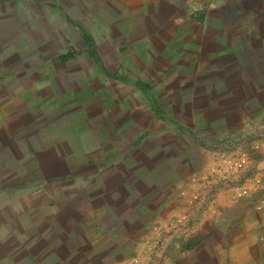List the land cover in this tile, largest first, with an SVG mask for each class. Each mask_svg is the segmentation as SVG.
I'll return each mask as SVG.
<instances>
[{
	"label": "rangeland",
	"instance_id": "374dc122",
	"mask_svg": "<svg viewBox=\"0 0 264 264\" xmlns=\"http://www.w3.org/2000/svg\"><path fill=\"white\" fill-rule=\"evenodd\" d=\"M263 172L264 0H0V264H230L188 228Z\"/></svg>",
	"mask_w": 264,
	"mask_h": 264
},
{
	"label": "crops",
	"instance_id": "0c3cea01",
	"mask_svg": "<svg viewBox=\"0 0 264 264\" xmlns=\"http://www.w3.org/2000/svg\"><path fill=\"white\" fill-rule=\"evenodd\" d=\"M210 120L212 119L210 118ZM249 132L251 131L245 130L241 131L239 134H242L241 136L243 137L249 134ZM205 138L208 139L210 137L206 136ZM212 139L215 138L211 137L210 145ZM204 146L207 147L206 145ZM198 148L199 150L197 151V153H194L195 155H202L203 157V154H208L204 157V159H207L209 155L212 156L209 149L204 148L203 146H198ZM259 151L261 152L262 150ZM184 152L187 154L189 153V151ZM214 160L215 158L213 156L211 160H209V163H211L212 167H214L213 164L216 163L213 162ZM191 161L192 160H188L187 164L185 161H182L181 164L179 163L178 165V167H180L181 169V172H179L178 181L180 185H183V183L186 181V179L188 178L186 175L188 173L195 176L201 174L205 169L203 161H197V163L193 165L191 164ZM162 163L164 167L167 168L166 163L160 162L159 164L161 165ZM153 164L155 165L156 163ZM204 173L205 172H203V174ZM183 175L186 177H184ZM262 175H264V172L262 173ZM259 178L260 177L258 176V179ZM198 179L195 180V185L197 184ZM229 179L231 180V178ZM229 179L224 180L223 184L218 183L222 186L221 189H216L217 191L215 190V187L212 191H210L212 188L208 189L209 192L203 191L201 200L204 204V209L201 213L202 221H204L203 223H199L200 221L195 222L194 219V221H191L194 225V229L190 226L188 228V234H193L192 240H194V237H196L197 235H200L202 237V240L200 239L201 241L199 240L198 242L192 241L190 242V245L186 244L185 249L189 252H194V250H196L197 248H202V246H204L207 247L205 248L207 252H210L209 254H212V251H209V247H211L212 245L209 246V244L207 245L204 243V239L209 238L220 244L221 248H223L224 250V252H220V254L223 256V259H219V263L229 262L230 264H245L246 262L242 258V253H244L245 257H250L248 264H264V210L259 209V204L263 201L264 196H262L261 198L260 196L256 198L252 195L241 196L239 192L237 193L238 189L233 188L232 185H230L231 181ZM214 180L215 179H213L212 182H214ZM232 180H237V177L236 179ZM260 180L261 184L257 185L255 189L262 191L264 189V181L261 178ZM182 194V190H179L177 191V195L175 197L177 202L181 203V208H183L182 204H184V200L186 201V198L184 199L182 197ZM166 199L167 195L164 197V200ZM164 206V204L160 205L161 208H163ZM177 212L178 210L176 211V213ZM250 215H254L251 217L258 218V220L254 222L255 224H251V217L246 221L244 220L242 222H239V219L242 216ZM182 227L183 234L178 232H176V234H180L181 237H186V227L183 224ZM179 248L183 249L184 246Z\"/></svg>",
	"mask_w": 264,
	"mask_h": 264
},
{
	"label": "built area",
	"instance_id": "2783aa9c",
	"mask_svg": "<svg viewBox=\"0 0 264 264\" xmlns=\"http://www.w3.org/2000/svg\"><path fill=\"white\" fill-rule=\"evenodd\" d=\"M246 154H242L240 157L237 158H226L224 160V170H223V174H226V176L228 177L229 175H234L235 173L239 174V176L237 175L236 177H240L241 180H246V182L249 181L250 177L246 178L245 177V166H246ZM229 178V177H228ZM248 180V181H247ZM257 183L261 184L260 179L256 178ZM221 183V179H219V181ZM241 194L243 196H248L251 193V187L250 185H243L241 186ZM259 209L264 210V199L263 201L259 204ZM148 252V251H146Z\"/></svg>",
	"mask_w": 264,
	"mask_h": 264
},
{
	"label": "trees",
	"instance_id": "16d2710c",
	"mask_svg": "<svg viewBox=\"0 0 264 264\" xmlns=\"http://www.w3.org/2000/svg\"><path fill=\"white\" fill-rule=\"evenodd\" d=\"M40 179H43V177L40 175ZM38 181V183H36L37 185H39V179H35ZM43 182H44V179H43ZM8 231V230H7ZM15 229L14 228H11L10 231H8V233H4L3 230H0V239H3V241H6V242H9L10 244L12 242H14L16 240V235H15Z\"/></svg>",
	"mask_w": 264,
	"mask_h": 264
}]
</instances>
